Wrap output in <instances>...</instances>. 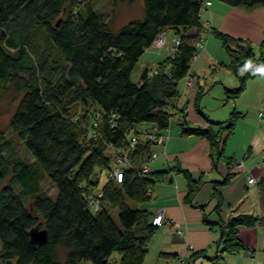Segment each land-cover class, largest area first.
Returning a JSON list of instances; mask_svg holds the SVG:
<instances>
[{
	"label": "trees",
	"instance_id": "obj_1",
	"mask_svg": "<svg viewBox=\"0 0 264 264\" xmlns=\"http://www.w3.org/2000/svg\"><path fill=\"white\" fill-rule=\"evenodd\" d=\"M111 1L129 6L141 1L142 18L115 31L89 0H0V96L9 85L22 94L10 129L33 160L23 159L0 132V188L10 178L0 190L3 263L145 264L148 242L159 227L153 226L151 212L132 208L129 202H151L155 184L172 173L186 180L187 204L203 184L179 166L143 175L141 167L153 168L158 159L153 151L157 144L147 135H164L171 119L179 116L181 135L206 139L217 162L224 157L223 133L231 135L244 116L234 111L224 123L210 121L199 110L201 90L195 104L208 127H190L186 107L179 106V83L190 76L199 54L201 15L209 8L206 0ZM217 1L247 13L264 8V0ZM192 30L197 33L189 35ZM168 31L181 38L175 57L144 70L140 81L133 82L142 56ZM210 34L228 57V64L222 66L238 80L237 88L226 91L228 101L236 100L249 81L262 75L257 68L264 67V41L256 51L242 39L215 30ZM156 69L158 74L149 78ZM133 138L138 140L131 151L133 167L125 169L121 182L110 179L114 154L129 150ZM232 178L228 174L223 185ZM46 180L55 187V197L42 191ZM259 187L264 197V179ZM213 198L219 209L220 194L214 192ZM109 208L118 210L119 224ZM260 221L238 215L214 224L221 238L211 260L246 250L240 229ZM37 227L47 231L43 245L31 242L29 233ZM199 256L204 255L196 253L192 258Z\"/></svg>",
	"mask_w": 264,
	"mask_h": 264
},
{
	"label": "crops",
	"instance_id": "obj_2",
	"mask_svg": "<svg viewBox=\"0 0 264 264\" xmlns=\"http://www.w3.org/2000/svg\"><path fill=\"white\" fill-rule=\"evenodd\" d=\"M206 1L210 2L211 6L202 12L203 31L199 33L200 37L205 33L204 31H220L247 41L256 51H259L264 41V8L247 13L217 0ZM140 17L142 18V14ZM196 33V30H192L189 35ZM205 34L207 43L209 37L213 35ZM167 38L170 44L173 36H167ZM203 46L200 48V54L194 59L190 71L189 78L194 81V86L189 88V96L192 100L186 104V109H190V112L186 111V114L188 125L194 123L196 127L206 128L209 123L201 115V112L205 113L200 104L201 112L196 108L195 100L199 90L203 91L207 83L199 78L198 69L194 67L201 56L210 63H213L215 59L209 49ZM150 54H155L159 59L147 56ZM146 56L148 61L145 62L148 64L150 60L153 62L146 69L161 66L167 58L162 53H150L147 50L140 60ZM155 61L158 62L155 63ZM226 64L228 61L222 62L221 65ZM227 71V74L221 76L224 80L222 78L220 80L226 86L225 98L227 90H234L238 87L236 76L229 70ZM249 82L250 85L247 86H252L255 90L256 99L250 102L240 99L241 95L238 99L232 100L235 106L234 111L244 116L236 122L231 135L223 133L224 157L221 160L216 162L206 139L184 137L181 135L180 128L176 132L164 133L168 137L167 141L163 145L154 146L153 151L158 149L160 153L158 168L153 166L155 171H165L179 166L188 170L194 180H202L203 184L192 203L187 204L184 201L187 194V183L183 176L172 173L166 182H159L161 184L159 196L150 204V208H145V210L155 217L163 209L167 218L176 221L181 226L185 238L179 237L174 230L168 227L159 228L148 242L145 264H264V197L259 187V183L264 179V165H261L264 153V125L259 117L260 114L264 117V112H260L261 97L264 101V81L259 82L256 78ZM180 99L179 106L182 107ZM223 116L225 118H220L218 121L227 119V113ZM207 117L214 123H224L216 122L217 120L208 115ZM238 129L242 132L236 139L235 132ZM231 138L232 147H229ZM228 174L233 175V178L228 185L224 186L223 182ZM250 177L256 181L255 184L248 183ZM214 192H218L222 199L219 209H216L219 202L213 198ZM238 215H252L261 219L254 227L240 229L239 236L246 250L235 255H225L219 261H212L211 258H214L218 252V243L221 238L220 228L214 224L227 223ZM205 219L211 225L206 224ZM190 247L193 251H189ZM196 253L205 257L192 258Z\"/></svg>",
	"mask_w": 264,
	"mask_h": 264
},
{
	"label": "rangeland",
	"instance_id": "obj_3",
	"mask_svg": "<svg viewBox=\"0 0 264 264\" xmlns=\"http://www.w3.org/2000/svg\"><path fill=\"white\" fill-rule=\"evenodd\" d=\"M89 2L93 5L95 10L99 13L104 14L111 23V28L113 30H118L121 28L123 25H125L127 22L141 18L142 14V5L141 1L134 5H114L111 0H89ZM173 36L172 42L166 46V48H163L162 50H156L154 48H151L149 50L150 53H162L164 56L167 57V59H171L174 56V51L172 50L174 48V42L178 36L173 32V31H168L166 33V36ZM204 41L203 47H207L209 51L213 54L214 56V62L210 63L207 61L206 58H203L201 56L195 63V69H198V74L199 78L206 81V87L204 88V95L202 96L199 104L202 109V111L213 118L214 120H217L216 122H225L226 120L228 121L231 118V113L234 112V104L232 100L228 101L225 98V85L223 81L221 80V76L225 75L228 73V71L221 65L222 62H227L228 58L226 53L224 52L221 43L214 38V36H210L207 43H206V34L203 33L201 36ZM168 39V38H167ZM169 42V40H168ZM166 49V50H165ZM201 50L199 49V54ZM150 56L151 58L157 57L155 54H150L147 55ZM144 57L142 60L139 61L138 65L136 66L132 76L131 80L133 82H138L144 72V70L149 66L152 65V61H149V64L145 61H148V58ZM159 59V57H157ZM158 61H155V63ZM151 64V65H150ZM212 64V65H211ZM164 69V68H162ZM222 80H224L222 78ZM257 81H264V74L257 78ZM250 83V82H249ZM252 83V82H251ZM250 85V84H248ZM179 91L181 94V103L182 107H186V104L189 100H192L189 96L190 89L186 90L185 89V80L181 81L179 83ZM255 90L252 88V86H247V90L245 93L242 94L240 99L243 100H248L252 101L256 99V95L254 94ZM22 98V94H18L15 89L12 86H7L3 93L0 96V132H2L6 139L14 146L20 156L25 159L26 161H33L32 157L30 156L29 152L26 150L25 146L18 140L16 134H14L11 129H10V121L11 118L19 104V101ZM238 101V100H237ZM236 101V103H237ZM260 112H264V101L263 98L261 97L260 99ZM186 111L190 112V109L187 108ZM224 113H227V119L225 120H220V118H225L223 116ZM179 116H174L171 119V125L170 129L167 130L165 133H169V131L176 132L179 130ZM190 127H196L194 123H190ZM241 129H238L235 132L236 139L241 135ZM232 147V138H231V143L230 146ZM155 153L158 155V159L160 158V153L158 152V149H155ZM158 159L155 161L156 164H152V166H156L159 163ZM158 168V167H157ZM105 178V177H104ZM106 179V178H105ZM10 184V178L6 179L0 188V190ZM42 191L47 194L50 197H55L56 195V189L53 186V184L46 180L42 183ZM161 189V184L158 182L154 186L153 190V199L149 203H143V204H136L133 202H129V205L132 208L135 209H145V208H150V204L154 201L156 197L159 196ZM110 209V214L114 221L119 224V216H118V210L116 208H109ZM167 227V226H165ZM171 229V228H170ZM173 230V229H171ZM191 251V250H189ZM0 264H13V263H3L0 261ZM84 264H91L90 262H85Z\"/></svg>",
	"mask_w": 264,
	"mask_h": 264
},
{
	"label": "built area",
	"instance_id": "obj_4",
	"mask_svg": "<svg viewBox=\"0 0 264 264\" xmlns=\"http://www.w3.org/2000/svg\"><path fill=\"white\" fill-rule=\"evenodd\" d=\"M205 6L206 7H210L211 3L208 1H205ZM207 34H210V31H204ZM201 41H203V38L201 37L199 42L197 43V47L201 48ZM181 43V38H176L175 42H174V48L172 49L174 51V56L177 54L178 52V48L180 46ZM166 46H168V39L166 36V33H162L157 40L155 41L153 48L156 50H161L163 48H166ZM159 72L158 69L156 70H151L148 73L149 78L154 77L155 75H157ZM194 86V81H192L191 78L187 77L185 79V89H189L192 88ZM261 123L264 125V117L263 114L259 115ZM147 140L155 143L157 145H163L164 142L167 140V138L164 135H157L155 132H152L151 134L147 135ZM138 143V140L136 138L132 139V142L129 146V150H119L116 152L115 155V159H114V166L112 171L109 174L110 179L112 180H116L117 182H121L123 179V175H124V171L125 169L128 168H132L133 164H132V160H131V151L135 150V146ZM157 158L156 154H153L151 156V160L154 161ZM261 165H264V153H263V159L261 162ZM141 171L143 175H150L154 172V169L152 167H150L149 165H144L143 167H141ZM167 181V180H166ZM165 180H163V182H166ZM248 183L249 184H255L256 181L253 178H249L248 179ZM92 204L95 205V202H92ZM96 206V205H95ZM96 210L99 209L98 206L95 207ZM152 224L155 227H165L167 226L168 228H171L174 230V232L181 238H185L184 232L181 229V226L174 220L167 218V216L165 215V212L163 209H161L156 216L153 218L152 220ZM189 250L193 251L192 247L189 248Z\"/></svg>",
	"mask_w": 264,
	"mask_h": 264
},
{
	"label": "water",
	"instance_id": "obj_5",
	"mask_svg": "<svg viewBox=\"0 0 264 264\" xmlns=\"http://www.w3.org/2000/svg\"><path fill=\"white\" fill-rule=\"evenodd\" d=\"M29 235H30L31 242L35 245H43L48 240L47 231L45 229H39L38 227L35 229H32Z\"/></svg>",
	"mask_w": 264,
	"mask_h": 264
},
{
	"label": "clouds",
	"instance_id": "obj_6",
	"mask_svg": "<svg viewBox=\"0 0 264 264\" xmlns=\"http://www.w3.org/2000/svg\"><path fill=\"white\" fill-rule=\"evenodd\" d=\"M247 67H251V62L249 61ZM257 72L264 74V67L257 68Z\"/></svg>",
	"mask_w": 264,
	"mask_h": 264
}]
</instances>
